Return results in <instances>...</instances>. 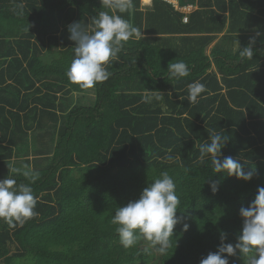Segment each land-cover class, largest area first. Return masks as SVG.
I'll return each instance as SVG.
<instances>
[{"label":"trees","instance_id":"trees-1","mask_svg":"<svg viewBox=\"0 0 264 264\" xmlns=\"http://www.w3.org/2000/svg\"><path fill=\"white\" fill-rule=\"evenodd\" d=\"M133 3L134 13L120 15L144 38L110 61L108 80L80 89L66 76L75 47L67 26L91 32L92 18L108 11L101 0H0V179L29 184L12 172L23 165L39 174L37 215L15 228L0 219V264H200L221 232L237 242L239 210L264 187V0H177L187 11ZM253 38V58L241 57L236 41L243 50ZM180 61L190 75L170 78L168 65ZM196 81L207 91L193 105ZM147 91L163 98L146 103ZM213 132L227 139L221 159L255 169L250 181L200 160ZM165 171L180 201L170 247L146 251L141 239L124 248L111 222L117 208ZM228 259L247 264L239 253Z\"/></svg>","mask_w":264,"mask_h":264},{"label":"clouds","instance_id":"clouds-1","mask_svg":"<svg viewBox=\"0 0 264 264\" xmlns=\"http://www.w3.org/2000/svg\"><path fill=\"white\" fill-rule=\"evenodd\" d=\"M101 4L108 11H99L92 18L94 27L91 32L80 23L67 26L69 39L75 43V47L74 59L66 76L71 84L78 85L80 89H92L97 83L108 80L112 75L108 70L110 61L116 59L128 41L144 38L140 28L120 15L134 13L133 0H101ZM256 35L259 36L260 33L257 32ZM254 42L253 38L249 46L239 50L236 41L239 55L252 59L254 52L251 43ZM168 73L170 78L180 80L190 75V69L185 62L180 61L170 63ZM206 91L203 83L193 82L188 85L187 99L195 105ZM147 92L149 94L144 97L146 103L163 98L160 92L155 96L151 94L152 91ZM226 142L227 139L213 132L209 142L202 143L199 147L200 160L210 159L214 174L234 177L237 181H250L255 174L254 168L245 171L244 164L239 159L232 156L220 158ZM167 159L171 160L172 157L168 156ZM12 172L22 174L30 181L25 184L17 183L12 177L0 179V219L9 227L15 228L37 215L34 211L37 198L31 183L38 179L39 174L28 165L14 167ZM209 187L213 193L219 190L218 182L214 180L209 181ZM179 202L174 180L168 172L161 173L160 178L142 190L138 199L117 208L111 222L118 225L116 233L119 243L127 249L136 246L143 239L148 242L146 251L165 253L170 247L174 227L180 223V217L176 215ZM239 216L242 219V230L237 242L224 243L226 234L221 232L220 246L201 259L200 264H229L228 258L237 253L247 259V264H264V187L257 189V195L249 206L240 208ZM184 230H187V225H184Z\"/></svg>","mask_w":264,"mask_h":264},{"label":"rangeland","instance_id":"rangeland-1","mask_svg":"<svg viewBox=\"0 0 264 264\" xmlns=\"http://www.w3.org/2000/svg\"><path fill=\"white\" fill-rule=\"evenodd\" d=\"M141 1H143V3L144 4H147V3H149L150 2V0H141ZM166 2H168V3H171L172 5H174L176 8H177V0H165ZM175 2H176V5H175ZM214 43H215V41H214ZM213 43V44H214ZM209 47L206 49V52L208 53L209 52ZM31 155H29L28 157H27V159H33V157L31 156ZM15 161H17V162H20V163H22V161H19V160H15ZM15 161H13V162H15ZM13 164H16V163H13ZM18 165V164H17ZM12 250L14 251V247H12Z\"/></svg>","mask_w":264,"mask_h":264},{"label":"crops","instance_id":"crops-1","mask_svg":"<svg viewBox=\"0 0 264 264\" xmlns=\"http://www.w3.org/2000/svg\"><path fill=\"white\" fill-rule=\"evenodd\" d=\"M167 3H168V2H167ZM170 4H171V3H170ZM175 5H176V2H175ZM174 7H175V6H174ZM175 8H176V7H175ZM185 9H186V8H185ZM188 9H189V8H188ZM188 9H187V10H188ZM176 10H180V11H182V9H179L178 6H177ZM214 44H215V43H214ZM214 44H211V45L209 46V48L211 49V48L213 47ZM210 49H209V51H210Z\"/></svg>","mask_w":264,"mask_h":264},{"label":"built area","instance_id":"built-area-1","mask_svg":"<svg viewBox=\"0 0 264 264\" xmlns=\"http://www.w3.org/2000/svg\"><path fill=\"white\" fill-rule=\"evenodd\" d=\"M163 1H165V0H163ZM186 21H187V19L185 18V19H184V22H186Z\"/></svg>","mask_w":264,"mask_h":264}]
</instances>
